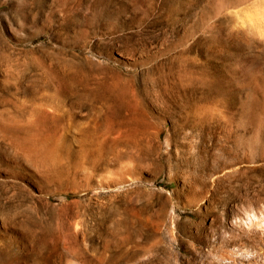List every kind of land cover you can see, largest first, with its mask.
Returning a JSON list of instances; mask_svg holds the SVG:
<instances>
[{"label": "rangeland", "instance_id": "rangeland-1", "mask_svg": "<svg viewBox=\"0 0 264 264\" xmlns=\"http://www.w3.org/2000/svg\"><path fill=\"white\" fill-rule=\"evenodd\" d=\"M0 264H264V0H0Z\"/></svg>", "mask_w": 264, "mask_h": 264}, {"label": "bare ground", "instance_id": "bare-ground-1", "mask_svg": "<svg viewBox=\"0 0 264 264\" xmlns=\"http://www.w3.org/2000/svg\"><path fill=\"white\" fill-rule=\"evenodd\" d=\"M84 139H85V138H84ZM44 140H45V139H44ZM33 142H34V141H33ZM42 144H43V143H42ZM40 145H41V144H40ZM41 146H42V145H41ZM56 146H57V145H56ZM37 148H38V147H37ZM52 148H53V147H52ZM49 150H50V149H49ZM49 150H48L47 152H49ZM37 151H38V150H37ZM43 151H44V150H43ZM45 151H46V150H45ZM51 151H52V150H51ZM54 151H55V150H54ZM54 151H53V152H54ZM53 152H52V153H53ZM39 153H40V151H39ZM42 153H43V152H42ZM45 153H46V152H45ZM48 154H50V153H48ZM53 154H54V153H53ZM45 155H46V154H45ZM50 156H51V155H50ZM46 157H47V156H46ZM51 158H52V157H51ZM53 160H54V158H53ZM54 168H55V167H54ZM56 171H57V170H56Z\"/></svg>", "mask_w": 264, "mask_h": 264}]
</instances>
